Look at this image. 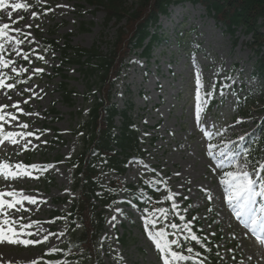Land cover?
<instances>
[{"label":"rangeland","instance_id":"obj_1","mask_svg":"<svg viewBox=\"0 0 264 264\" xmlns=\"http://www.w3.org/2000/svg\"><path fill=\"white\" fill-rule=\"evenodd\" d=\"M89 1L46 0L37 5L35 0H22L31 5L30 9L19 10L12 16L13 20L19 16L24 17L13 27L32 24L31 28L25 29L31 36L20 46L30 54L32 63L29 71L32 68H43L45 71L34 75L27 84L18 85L21 90L31 87L38 95L33 92L17 95L13 90L8 92V96H11L9 100L0 90V104L11 105L21 101L20 107L33 115H20V122L29 124L28 131L39 129L36 135L40 136V140L29 137L32 144L28 150H23L22 144L13 145L5 141L0 145V162H23L26 153H29L30 164H52L55 167L44 172L45 176L42 174L39 179L25 177L5 181L0 178V190L23 189L25 194L37 196L36 205L24 204L30 211H21L15 215L39 221V226L50 232L66 230V235L59 238L52 236L47 243L27 248L22 245H2L0 256L5 258V264L9 260L14 261V264H30L32 259L40 258L42 252L53 245L61 247L70 241L69 230L65 229L62 220L55 217L52 219L56 220L55 223L49 222L54 212H63L71 206L70 200H64L73 195V169L67 160L84 148L77 127L87 117L90 102L86 95L89 96L96 89V83L93 76L89 78L76 64H64L63 71L57 73L55 68L60 65L59 51L43 55L47 63L35 59V56L42 55L39 51V35H52L62 42L68 39L73 46L90 49L98 46L104 52L112 49V43L119 34L117 28L124 22L120 25L115 20L107 22L103 8ZM6 11L10 10L0 12V20L3 22H9ZM45 11L46 15L43 14ZM32 12H36L38 18H30ZM160 24V33L164 38L153 49L151 59L147 61L141 58L138 55L141 51L132 55L129 67L123 71L113 88V102L120 109L130 104L133 106L131 113L138 124L145 155L140 162L131 160L124 174L103 170L101 180L107 183L120 179L127 185L139 184L141 180H155L156 174L151 171L155 169L157 174L164 175L163 180H167L168 188L180 193L176 197L179 208L184 205V197H188L190 205L186 207L188 211L185 213L190 215L194 212L197 218L203 220L204 229L209 235L213 236V232L216 235L222 234L221 264H241V261L243 264H264L262 245L230 212L223 185L219 182L222 172L216 169L217 162L209 155V145H216L214 152L217 155L221 151L225 152L221 159L227 162L230 159L229 152L238 153L242 163L247 159L244 152L247 151L248 142L262 137L264 82L253 75L259 66L260 56L247 45L252 41V36L244 33L242 28L234 35L227 32L202 6L190 2L172 8L168 17L161 18ZM33 49L36 51L33 52ZM14 58L16 66H29L28 61ZM197 74H200L203 81L200 100L197 99ZM27 75L24 74L20 79H26ZM64 76L69 88L76 93L70 102L63 99L59 89ZM213 85L214 95L204 96L203 93ZM25 99H29L27 104L22 102ZM198 106L201 110L200 122H197L196 117ZM119 119H116L118 126ZM237 120L241 123H236ZM56 132L60 134V139L56 137ZM241 137L244 139L241 140ZM240 147L241 152L238 151ZM261 151L257 161L264 163V148ZM60 157L61 160L57 161ZM256 164L252 162V165ZM252 165H249V171ZM167 191L164 190L165 195ZM125 193L121 191L111 207L105 208L108 219L101 252L106 263L117 264L118 260H124L127 264H162L160 254L147 237L141 213L132 207L133 203H127L131 199L127 193L126 199ZM207 194L212 196L211 208L207 206ZM162 198L164 200V196L159 200ZM170 204L169 201L168 206ZM136 207L142 212L143 209L138 205ZM116 208H121L125 215L116 212ZM113 215L117 219L109 223ZM170 219L174 222L171 213ZM165 223L168 221L161 220L157 228L163 227ZM169 230V233L176 231L170 227ZM184 233L177 231L172 239L178 237L182 240Z\"/></svg>","mask_w":264,"mask_h":264},{"label":"snow or ice","instance_id":"obj_2","mask_svg":"<svg viewBox=\"0 0 264 264\" xmlns=\"http://www.w3.org/2000/svg\"><path fill=\"white\" fill-rule=\"evenodd\" d=\"M44 2H46V0H35L37 5ZM30 7L31 5L22 2V0H14V2H10V0H0V12L10 10L6 11L9 22L0 20V90L3 91L5 96H8V92L13 90L16 91L17 95H22L23 92H33L34 95H38L34 93L33 88L29 87L21 90L18 88V85L27 84L34 75L42 74L45 71L43 68H32L30 72L29 67L32 63L30 54L20 48V46L25 43V39L31 36V33L26 32L25 29L31 28L32 24L29 23L22 27H13L14 24L24 19L23 16H19L16 20H13V13L19 10L28 11ZM57 7H62V5H57ZM47 11H52V9H48ZM47 11L43 14L46 15ZM30 18H38V14L32 12ZM21 37L24 38L22 39ZM35 51L36 50L33 49V52ZM14 57H20L28 61L29 66H16L17 61ZM35 59L47 63L43 55L36 54ZM24 74H28L27 78L20 79ZM197 85V99L200 100L203 90V81L200 74H197ZM214 90L215 85H213L209 91L203 93V95L211 97L214 95ZM221 95H223V92H221ZM31 98L32 97H29V99ZM8 99L11 100V96H8ZM29 99H25L22 102L27 104ZM20 104L21 101H15L11 105L0 104V145H3L5 141H7L13 145L22 144L23 150H28V146L32 144V140L28 138L33 137L35 140L39 141L40 136L36 135V132L40 130L28 131L27 129L30 127L29 124L20 122V115H33V113L25 112L24 109L20 107ZM9 109H14L15 111H10ZM196 117L197 122H200L201 110L199 106L197 108ZM236 123H241V121L237 120ZM207 134L209 136L212 135V133ZM240 139L243 140L244 137ZM43 143L46 144L47 141ZM215 147L216 145H209V155L217 162L216 169L222 172L219 182L223 185L227 205L231 208L236 219L240 221L245 228L250 230L261 245H264V163L257 161L256 165H252V162L246 158L241 163L239 154H232L231 152L228 153L230 159L226 162L224 159H221L225 156V152L221 151L219 155H217L214 152ZM244 155L247 157L250 155V152H245ZM249 165H252L251 171H249ZM53 167H55V165L52 164L40 165L34 163L26 165L23 162L13 163L3 161L0 162V178L5 181H15L25 177L39 179L40 175ZM145 167L147 168V165H145ZM226 168L230 170H225ZM151 171L155 172L156 170L151 169ZM34 173H38L39 175H34ZM177 175L179 174L177 173ZM145 183L150 184L153 188H156L157 191L159 190L158 186L161 184L167 188V180L159 178L155 180H146ZM109 190L113 191L112 189ZM179 195L180 193L173 192L168 188L167 195L164 196V201H170V207H156L153 205L151 211L145 207L142 212L136 205L133 204L132 207L136 209L137 212L141 213L147 237L153 242L156 251L160 254L162 264H205L207 257L204 256L203 252L196 251L193 247L182 244L178 237L169 239L170 235L176 236L177 231L181 233L186 232L187 235L184 236L185 241L190 239L200 245L206 252L212 251L207 244L202 243L201 238L193 231L191 220H188L182 225L178 222L171 221L170 213L179 216L181 221L185 220V216L181 215L180 211H177L179 204L176 202V197ZM207 198L211 200V194H207ZM184 199H188V197H184ZM149 201H151L150 197ZM25 202L30 205H36L38 203V197L25 194L23 189L17 190L9 188L8 190H0V246L5 244L12 246L22 245L27 248L28 246L47 243L52 236L59 238L66 235V230L50 232L40 227L39 221H31L30 218L16 216L15 213L30 211V209L24 207ZM127 203L131 204L132 202L129 200ZM161 203L163 202L159 200L156 202V204ZM13 210L15 211L13 212ZM208 210L211 211V209ZM115 211L122 216L125 215L121 208H116ZM183 211L187 212L188 209L185 208ZM68 215L71 214L69 213ZM26 219H28L29 222L24 223L23 221ZM56 219L64 220L65 229L67 228V216L57 217ZM116 219L117 217L113 215L108 222L112 223V221H116ZM195 219H197V217H192V220ZM161 220L168 221V223L165 224L164 227L157 228ZM55 222L56 220H52L49 223ZM80 226L81 225L77 224V227ZM112 226L115 227V224ZM168 227L176 231L169 233L166 231ZM212 235L215 236L216 233L213 232ZM204 239L207 238L205 237ZM229 251H231V249H229ZM64 252V249L57 245H53L44 253V256H53L57 253ZM68 254H72L71 249H68ZM216 256L223 259L219 251L216 252ZM85 259H90V257H85ZM233 259H235V257H233ZM248 259L251 260L252 257L249 256ZM41 261H43V264H81L79 260L75 262L67 259L47 260L43 257L32 259L30 264H41ZM0 264H5L2 256H0ZM6 264H14V261L9 260ZM241 264H243V261H241Z\"/></svg>","mask_w":264,"mask_h":264},{"label":"trees","instance_id":"obj_3","mask_svg":"<svg viewBox=\"0 0 264 264\" xmlns=\"http://www.w3.org/2000/svg\"><path fill=\"white\" fill-rule=\"evenodd\" d=\"M179 1L91 0L92 4L104 8L107 22L115 20L117 25L124 22L117 28L119 34L112 43V49L104 52L98 46L91 49L73 47L68 41L61 48L63 63L66 61L79 64L89 78L93 76L97 85L96 91L101 96L91 101L88 119L81 124L82 130L86 131L84 136L86 147L71 161V164L76 166L75 188L80 189V198L64 216L73 224L76 221L81 222V233L76 241L66 248V253L57 259L79 260L81 264H105L99 251V237L105 223L104 211L100 204H107L111 197L117 195L120 188L133 191V185L127 187L117 181L113 186L110 185L112 194L107 193L110 187L101 183L97 163L101 162L105 167L124 172L126 159L130 153L138 151L137 133L129 114L132 107L118 110L116 104L111 102V88L131 52L143 48V54L150 56L152 47L160 41L157 33L151 32V26L157 24L161 14L168 13L171 4ZM189 1L203 5L209 15L226 26L227 31L232 34L242 28L246 34L252 36V42L248 45L258 53L264 51V0ZM147 39L149 42L146 44ZM42 40L46 51L58 47L57 39ZM257 71L264 76V54L259 59ZM61 88L65 100L70 101L75 93L68 89L66 83L62 82ZM118 115L123 117V121L118 129L119 133H115L114 129L117 128L115 118ZM69 213L71 215H68ZM68 249L72 250L71 255L68 254Z\"/></svg>","mask_w":264,"mask_h":264},{"label":"bare ground","instance_id":"obj_4","mask_svg":"<svg viewBox=\"0 0 264 264\" xmlns=\"http://www.w3.org/2000/svg\"><path fill=\"white\" fill-rule=\"evenodd\" d=\"M222 175V174H221ZM232 212V211H231ZM233 213V212H232ZM3 259H5L4 257H3ZM5 261V260H4Z\"/></svg>","mask_w":264,"mask_h":264}]
</instances>
